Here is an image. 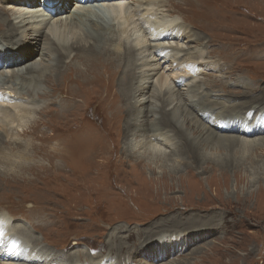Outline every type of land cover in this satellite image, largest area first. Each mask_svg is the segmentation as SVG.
Returning <instances> with one entry per match:
<instances>
[{"label": "rangeland", "instance_id": "rangeland-1", "mask_svg": "<svg viewBox=\"0 0 264 264\" xmlns=\"http://www.w3.org/2000/svg\"><path fill=\"white\" fill-rule=\"evenodd\" d=\"M132 1L128 0V3L126 2L123 6L126 14H122L123 17L119 20L121 24H117L126 32L133 31L130 28L136 29V20H144L157 8L155 4L148 7L143 6L139 8L140 17H137L133 15L135 7L132 6ZM158 1L160 0H155V2ZM204 3L206 5L214 3L217 10L208 9L210 11L207 12ZM187 4L181 5L184 7L177 6V10L170 9L181 15L182 18L179 15L159 11L158 16L156 15L158 29L153 34L166 32L173 25H182L187 29L188 23H190L194 24L196 28L198 27L196 35L200 36L202 40H234L238 43L235 46L236 51L253 45L256 50L258 49L259 54L251 58L248 55L239 57L237 61L233 62L237 67L236 70L233 69L229 72L224 63L228 60L230 50L218 48L217 45L202 46L203 48H194L188 45L190 50L186 56L191 61L186 62V67L157 72L151 81L152 85L161 76L167 79L168 84H171L172 80L183 79L185 80L184 86H180L182 83L178 82V89L185 90V85L199 83L197 85L201 89L211 94L210 92L215 89L208 86L214 80H219L223 86L216 88L219 91L213 92L212 97L226 100L231 97V103L245 105L244 109L251 106L254 108L253 113L259 112V109H262L264 105V94L262 93L264 89V51H261V48H264V0H194L192 5ZM37 5L40 6V4ZM2 7L10 13L11 19L18 13L29 11L25 8H14L11 3L0 0V8ZM128 9H132V11ZM222 9L224 17H226L227 10H231L229 14L232 13L229 19H223L224 21L228 20L225 25L228 26L226 30H222L218 26L220 25L219 14ZM100 11L102 10L100 9ZM106 13L108 12H104L105 16ZM197 18H199L198 22ZM115 23H117V19ZM137 29L132 32V34L134 33L132 38L131 36L127 38L133 46L136 38L144 41L143 44L146 46L152 43L147 40V37L144 38ZM86 30L90 31L87 27ZM3 31H6L4 25L0 26V32ZM43 32L46 33V29ZM215 32H221L224 35ZM161 43L166 47H172L171 53L180 52L183 54L185 51L187 52V43L184 39L179 42L164 40ZM199 51H202L201 56L198 55L200 57L195 54ZM68 54L70 58L65 59L66 62L72 58L75 61H80V57L72 55L71 51ZM121 57L119 61H123L125 56ZM39 58V54L35 55L29 62L39 60ZM202 59L206 61L202 62ZM101 60L97 65H93L89 59H85L87 66L83 65L84 71L80 74L82 73L81 75L86 78L79 77L72 71L77 70L73 68L70 70L67 67L68 72L64 78L66 82L64 79V81L60 80L52 87L45 81L38 83V93L44 97L54 96V94L65 90L74 93L79 104L76 112L69 117H64L66 119H52L49 116V109H45L47 102L44 99H39L35 94L38 89L33 92L34 97L26 96L23 102L15 100V104H17L15 108L0 103V111L7 107L12 116L8 117V120L1 116L0 112V136L4 142L0 146V162L3 166L2 169L0 165V205L21 209L40 203L43 208L40 211L41 214L54 222V226L46 228L47 230L44 232H33L28 221L21 217L13 220L12 215L6 209L0 208L1 223L10 224L8 228L10 231H5L6 226H0V233L4 234L0 236L1 243L6 242L9 247H19L20 243L9 241L8 238L13 235L14 228L22 227L26 232L33 233L37 239L36 242H39L44 248H55L54 251L58 253L80 249L84 253L87 252L91 258L102 257V254L105 255V253L107 256L112 254L114 257L125 255L134 260L132 264H264V143L248 153L249 156L254 157L256 164L253 161L252 164L245 163L239 169L219 170L215 168L207 169L204 172L198 168L188 169L187 162H183L179 165L181 167L178 171L174 163L170 164L172 161L169 162V166L166 163H161V166L150 164L145 165L144 169L143 165L140 166L139 163L128 159L124 153L121 154L123 148L121 127L125 116L118 120L113 109L116 106H122L118 98L121 93L126 94V90H122L120 93L116 85L120 68H116L109 59L106 60L107 62L103 60L100 64ZM217 63L221 68L214 70ZM2 70L0 69V73ZM190 70L191 75H189ZM5 71L11 72L8 69ZM121 79L124 80L122 76ZM115 80L117 81L115 82ZM73 82L78 84L77 89L71 87ZM62 86L65 88L59 89ZM161 86L162 89L167 88V84ZM26 88H30V86L25 85V88L13 91V88L8 87L6 90L0 85V94L25 95ZM252 89L253 91H251ZM113 94L118 96V98L115 97L114 103L110 99ZM0 101L2 100L0 99ZM149 101L151 102L150 99ZM111 102L114 106H111ZM148 104L149 102L145 103L146 107ZM108 113L111 114L108 116ZM119 115H123L121 110H119ZM85 118L99 127V131L85 134L93 141L102 142L100 146L92 149L97 153L95 157L88 156L92 151L89 147L71 150L68 145L65 147V156H67L68 165L75 169V171L72 169V174L60 176L54 173L56 171L45 168L31 172L29 179L25 176L27 174H23L25 170H17L16 173L10 174V168L12 166V168H18L22 161L24 155L15 152L21 148L18 146L19 144L29 140V137L24 136L23 132L30 126L35 124L36 126L33 125L31 130L37 131L38 127L42 128V125H45L53 133L62 135L68 133L69 127ZM2 120H6L9 123L8 126H2ZM259 123L264 124V119ZM3 128L4 130H2ZM5 130L6 133H3ZM25 133L28 134V131ZM261 137L264 138V136ZM165 148L160 147L162 151ZM165 151L168 152V149ZM32 176L35 177L33 180L30 179ZM31 210H36V207L33 206ZM172 216L179 220H175ZM190 218L207 221L205 227L208 229L205 228L204 231L184 226L185 229L177 231L176 226L172 227L173 225H171L175 221H180L181 224L188 223ZM197 224L200 225V223ZM177 235L178 237H176ZM67 237H70L69 247L60 249ZM175 243L174 252L165 254L169 248L168 245L172 247ZM117 247L123 249H116ZM155 249L158 252H163L167 257L152 258L153 252L157 254ZM4 250L5 248L0 247V253ZM127 253H132L133 256L126 255ZM0 264L10 263L0 261Z\"/></svg>", "mask_w": 264, "mask_h": 264}, {"label": "bare ground", "instance_id": "bare-ground-1", "mask_svg": "<svg viewBox=\"0 0 264 264\" xmlns=\"http://www.w3.org/2000/svg\"><path fill=\"white\" fill-rule=\"evenodd\" d=\"M3 1L11 3L14 8H25L29 11L22 14L18 13L11 19L10 13L3 8L4 6L0 8V26L4 25L6 30L0 32V69H3L0 73V85L5 87L6 90H8V87L13 88V91L25 88V85L30 86V88H26L25 95L20 94L17 96L16 93H14V95H11V93L0 94V99L2 100L0 103H5L15 108L17 107L15 100L23 102L26 96L28 98L34 97L33 92L38 89L35 91V94L39 99H44L47 102V107L45 109H49L48 113L52 119L69 117L76 112L79 104L75 99L74 93L65 90L54 94V96L44 97L38 93V83L45 81L47 84L49 83L51 87L55 86L60 80H65L64 78L67 75L68 68L70 70H72V68L77 70L78 72L72 71L74 74L79 75V77H84L80 72L84 71L83 65L87 66L85 59H89L93 65H97L101 59L100 64L103 60L106 61L109 59L116 68H120L118 70L120 75L119 77L117 76L119 79L116 84L118 91L121 93L122 90H126V94L123 95L121 93L119 98L116 96L117 94L110 96L113 103L115 102V97H117L122 104V106H116L113 109L116 118L121 120L125 116L124 120H122L123 126L121 127L123 131V148L121 149V154L124 153L128 159L139 163L140 166L143 165L144 169L145 165L150 164L157 166L159 164V166H161V163H166L169 166L170 161H172L170 163L171 165L173 163L175 164L176 170L178 169V171L181 167H179V165L183 162H187L188 169L198 168L204 172L207 169L213 170L215 168L219 170H225L227 168L239 169V167H242L245 163L252 164V161L256 164L254 157L249 156L248 153L251 152L253 148L255 150L261 146V143H264V138L261 137L264 136V124L259 123V121L264 119V105L262 109H259V112L253 113V107L250 106L244 109L245 105L231 103V97L228 100L212 97L213 92L219 91V89L216 88H221L223 86V83L219 80H214L211 85L208 86L215 89L210 92L211 94L201 89V87L197 85L199 83L185 85V90L178 89V82L182 83L180 86H184L183 83L185 80L183 79L180 81L178 79L175 81L172 80L171 84H168L167 79L161 76L157 79L156 83L152 85L151 81L153 77L156 76L157 72L161 70L162 72L165 70L173 71L178 68L184 69L186 67V62L191 61L187 58L188 56H186V54H189L188 50H190V47L200 48L202 46L211 47L217 45L218 48L230 50L228 60L224 63L226 67H228L229 72L233 69L236 70L237 67L234 66L233 62L237 61L239 57L241 58V56L248 55L251 58L259 54L257 52L258 49L256 50V47L253 45L236 51L235 46L238 45V43L234 40H202L200 36L196 35L198 27L196 28L194 24L188 22L189 27L187 29L182 25H173L167 29L166 32L153 34L158 29L156 15L157 13L159 14V11L166 12V14L179 15L172 11L177 10V6L184 7L181 5L185 3H188L187 5H192L194 0H160L158 2H155V0H133L132 6L135 7V14L133 15L137 17H140L139 8L143 6L148 7L152 4L157 6L154 13L146 16L144 20H136L138 28L136 29L143 34L144 38L147 37V40L152 42L147 46L143 44L144 41L138 40L137 38L135 43L133 42L134 46L130 43L131 41L129 42L127 40L130 36L132 38L134 34H132V32L136 30L135 28H130L133 29V31L129 30V32H126L122 27L117 26V24L120 23L119 20L123 17L122 14H126L123 6L126 2L128 3V0ZM36 4H40V6H36ZM96 5L99 6L94 7ZM204 5L206 4L204 3ZM216 7L214 3H208L205 10L208 12L210 11L208 9L212 10L216 9ZM100 9L102 11H100ZM128 10L132 11V9ZM106 11L108 13H106L107 15L105 16L104 12ZM230 11L231 10H227L226 17L223 16V9L219 14L218 22L220 25L218 26L222 30H226L228 27L225 26L228 20H224L229 19L232 14H229ZM179 16L181 17V15ZM116 19L117 23H115ZM198 20L199 18H197V22ZM124 22L123 24H125ZM86 27L90 31L86 30ZM45 29L47 31L46 33L43 32ZM215 33L222 34L221 32ZM182 39L187 43V52L185 51L183 54L180 52L171 53L172 47L168 46V44V47L162 43L160 44V42L164 40L179 42L182 41ZM70 51L73 53L72 55L79 56L80 61H75L74 58H72L69 59L70 61L66 62L65 59L70 58L68 54ZM261 51H264V48H261ZM201 52L202 51L198 53L195 52V54L198 56ZM38 54L40 56L39 60L29 62ZM121 56H125L123 57V61H119V59L122 58ZM201 61L204 62L206 60L202 59ZM220 68L221 66L218 63L215 64L214 70ZM5 69L11 70V72H6ZM111 71L114 70L111 69ZM191 74L192 72L190 70L189 75ZM121 76L124 80L121 79ZM116 81L117 80H115V82ZM163 84H167L166 89H162L161 85ZM71 87L77 89L79 86L73 82L71 83ZM63 88L65 87L62 86V88L59 89ZM251 91H253V89ZM262 93L264 94V89ZM245 94L247 95V93ZM106 99L108 100V96ZM146 102H149L147 107L145 105ZM113 103L111 106H114ZM119 110L122 111L123 115H119ZM0 112L1 116L7 119L8 117H12L7 107L3 108ZM109 114L111 113H108V116ZM20 116L22 117V115ZM18 119H20V117ZM5 121L2 120V126L6 127L9 123ZM33 125L34 127L36 126L35 124ZM32 126L28 128L30 130L26 129L23 132V135L29 137V140L18 145L21 148L15 153H20L24 156L22 157V161L20 159L21 163L18 168L16 167L17 169L15 167L12 168L13 166L10 168L9 166L10 174L16 173L17 170H25L23 174H27L25 176L29 179L31 172L45 168L46 170L56 171L54 173L57 175L67 176L73 173L72 169L74 171L75 169L72 166L71 168L66 161V146L69 145L71 150L83 148L85 146L92 150L102 144L101 141H93L87 137L88 135H85L87 133L99 131L98 125L88 121L87 118L69 127L70 130L68 133L62 135L53 133V131L45 125H42V128L38 127L37 131L31 130L33 129L31 128ZM2 130H4V128ZM27 131L28 134L25 133ZM3 133H6V130ZM89 136L91 135L89 134ZM3 143L2 136H0V146ZM161 146L166 148L162 151L160 149ZM167 149L168 152L165 151ZM86 151L88 153V150ZM96 155L97 153L95 150H92L89 152L88 156L93 158ZM122 158L124 157L122 156ZM11 162L13 161L11 160ZM0 165L2 166L1 162ZM87 167H89V165ZM14 169L16 170L14 171ZM34 178L35 177L32 176L30 179L33 180ZM33 206L36 207V210H31ZM33 206L20 209L8 208L4 207V205H0V208L6 209L12 215L11 217L13 220L21 217L28 221L33 232H44L47 230L46 228L53 227L54 222L41 214L40 211L43 208L40 206V203L34 204ZM173 218L179 220L176 217ZM197 223H200V225ZM178 224H180V226H177ZM2 225L6 226L5 231H10V229H8L10 224L6 222L1 223L0 221V226ZM171 225H173L172 227L176 226L175 229H177V231L185 229L183 228L184 226L205 231V228H207L205 227L207 221L203 222L190 218L188 223L181 224L180 221H175ZM13 228L11 229L13 230ZM19 234L21 236H18ZM1 235L4 234L0 233V236ZM176 237H178V235ZM8 239L9 241H15L21 244L20 246L18 245L19 247H9V244L6 245V242L1 243L0 241V247L5 248V250L0 253V261H5L10 264H132L134 262L133 259H129L125 255H123V257H114L112 254H108L107 256V253H105V255L102 254V257H98L99 259L96 257L91 258L87 252L84 253L80 249L65 251L63 253L60 252V254L54 251L55 248L48 249L46 246V248H44L43 245L36 242L37 239L33 236V233L26 232L22 227L18 229L14 228L13 235L9 236ZM69 239L70 237H67L66 242L62 244L60 249L69 247ZM168 247L167 253L165 254L174 252L176 243L172 247H170V245H168ZM141 248L142 246L140 249ZM116 249L123 248L117 247ZM156 250L157 249H155V251ZM70 253L71 255H69ZM157 254L153 252V255H151L152 258H158V256L162 258L167 257L163 252H158V250ZM126 255L133 256L132 253H127Z\"/></svg>", "mask_w": 264, "mask_h": 264}]
</instances>
